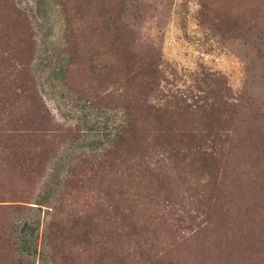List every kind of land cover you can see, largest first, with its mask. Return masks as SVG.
I'll list each match as a JSON object with an SVG mask.
<instances>
[{"label": "rangeland", "instance_id": "rangeland-1", "mask_svg": "<svg viewBox=\"0 0 264 264\" xmlns=\"http://www.w3.org/2000/svg\"><path fill=\"white\" fill-rule=\"evenodd\" d=\"M0 221V264H264V0H0Z\"/></svg>", "mask_w": 264, "mask_h": 264}, {"label": "trees", "instance_id": "trees-1", "mask_svg": "<svg viewBox=\"0 0 264 264\" xmlns=\"http://www.w3.org/2000/svg\"><path fill=\"white\" fill-rule=\"evenodd\" d=\"M252 28V27H251ZM241 34H242V36L246 39V41H247V39L249 38V35H248V30H243V26L241 27ZM0 223H1V221H0ZM0 226H2V224H0ZM1 228V227H0ZM2 229V228H1ZM7 231V230H6ZM2 232V231H1ZM3 233V237L0 239L2 242H3V244H4V246H6L7 247V250H10L11 249V247L13 246V244L15 245V241H16V239L15 240H13V238H14V235H11V238H12V240H13V242L12 243H8V241H6V239H7V235L9 234V233H7V232H5V231H3L2 232ZM32 236L34 237V238H32V240L30 239V240H23V242L22 243H20V244H16L15 245V248H19L20 250H23V252H21L22 254H27V255H29L30 253H33V255H34V258L36 257V255H37V239H36V237H37V234H35V232H33L32 233ZM4 240L6 241V243L4 242ZM35 240V241H34ZM32 244H35L36 246H34V248H33V246H32Z\"/></svg>", "mask_w": 264, "mask_h": 264}]
</instances>
